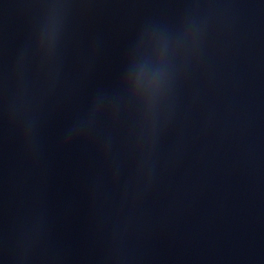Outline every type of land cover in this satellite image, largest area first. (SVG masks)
<instances>
[{
    "label": "water",
    "instance_id": "obj_1",
    "mask_svg": "<svg viewBox=\"0 0 264 264\" xmlns=\"http://www.w3.org/2000/svg\"><path fill=\"white\" fill-rule=\"evenodd\" d=\"M0 264H264V0H0Z\"/></svg>",
    "mask_w": 264,
    "mask_h": 264
}]
</instances>
